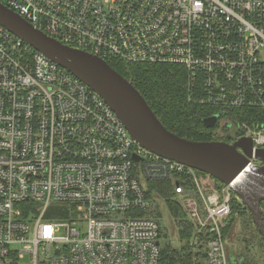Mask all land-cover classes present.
Wrapping results in <instances>:
<instances>
[{"label":"built area","instance_id":"2783aa9c","mask_svg":"<svg viewBox=\"0 0 264 264\" xmlns=\"http://www.w3.org/2000/svg\"><path fill=\"white\" fill-rule=\"evenodd\" d=\"M0 2L107 63L182 67L187 102L218 133L235 124L263 165L264 0ZM147 181L170 184L204 264H231V186L144 148L98 93L0 25V264H158L165 202Z\"/></svg>","mask_w":264,"mask_h":264},{"label":"water","instance_id":"95a60500","mask_svg":"<svg viewBox=\"0 0 264 264\" xmlns=\"http://www.w3.org/2000/svg\"><path fill=\"white\" fill-rule=\"evenodd\" d=\"M0 25L98 93L144 148L209 174L221 184L230 185L247 208L264 244L260 205L264 201V164L251 163L253 150L249 137H239L232 143L180 137L164 127L131 82L106 61L62 44L1 2ZM216 119L217 116L205 117L202 122L206 127H213ZM254 157L264 162V149L254 150Z\"/></svg>","mask_w":264,"mask_h":264},{"label":"trees","instance_id":"16d2710c","mask_svg":"<svg viewBox=\"0 0 264 264\" xmlns=\"http://www.w3.org/2000/svg\"><path fill=\"white\" fill-rule=\"evenodd\" d=\"M108 64L131 82L167 130L180 137L195 141H229L225 138L228 137L227 127L222 128L221 132L218 133L216 131L217 125L206 127L203 124V118L211 114L210 109L196 107L187 102L185 95L186 74L182 67L144 63L124 64L108 62ZM238 119L245 120L246 118L241 115ZM146 187L149 197L156 196L164 200L170 215V222L176 229L179 240L178 248H174L167 240V229L160 228L158 264H204L205 254L202 250L203 247L197 249L190 243L193 224L187 220L184 212L176 205L170 184L147 181ZM260 205L264 220V201ZM235 221L240 223L241 230L245 231L246 235L249 234L251 236V239H246V249L243 251L242 264H257L250 255L249 248L254 241L252 239H257L258 245L264 249L262 238L255 229L245 205L233 198L225 233L231 230ZM250 230H253V233ZM161 239L163 242H161Z\"/></svg>","mask_w":264,"mask_h":264},{"label":"rangeland","instance_id":"374dc122","mask_svg":"<svg viewBox=\"0 0 264 264\" xmlns=\"http://www.w3.org/2000/svg\"><path fill=\"white\" fill-rule=\"evenodd\" d=\"M222 120L219 119L217 121V124H221ZM237 134L236 125L231 124L228 128V135L234 136ZM237 197V195H235ZM241 204V200L237 197L236 199ZM244 205V204H243ZM154 213L156 214L155 217L160 223L161 229L165 228L167 229V240L170 242V244L174 248H178L179 246V240L176 234V229L172 226L170 222V215L168 212V209L166 205L160 201H156V206L154 207ZM254 230V229H253ZM253 230H250L251 233H253ZM231 234L229 235V241L226 242L229 256L232 257V259L236 258V255L240 251H244L246 249V239H251L249 234H245V231L241 230L240 223L235 221L233 227L231 228ZM254 240L252 245L249 248L250 255L255 259L257 264H264V249L261 248V246L258 245L257 239ZM161 242L163 240L161 239Z\"/></svg>","mask_w":264,"mask_h":264},{"label":"flooded vegetation","instance_id":"af4514ba","mask_svg":"<svg viewBox=\"0 0 264 264\" xmlns=\"http://www.w3.org/2000/svg\"><path fill=\"white\" fill-rule=\"evenodd\" d=\"M227 136L228 137H225L226 139H228L229 141H228V143H232L233 141H235V136H234V138L232 137V136H229L228 134H227ZM262 164H264V162L262 161ZM242 256H243V252L242 251H240V252H238L237 253V255H236V258L235 259H232V257H229V260H230V263L231 264H242Z\"/></svg>","mask_w":264,"mask_h":264}]
</instances>
